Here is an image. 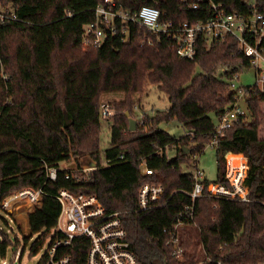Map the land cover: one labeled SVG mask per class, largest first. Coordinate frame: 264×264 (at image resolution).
<instances>
[{"label": "trees", "instance_id": "1", "mask_svg": "<svg viewBox=\"0 0 264 264\" xmlns=\"http://www.w3.org/2000/svg\"><path fill=\"white\" fill-rule=\"evenodd\" d=\"M102 1L0 0V8L17 16L0 22V196L25 187L44 191L40 206L28 215L31 238L42 234L29 257L43 249L52 233L51 245L63 237L56 232L61 212L56 195L65 188L96 194L108 213H119L139 264H178L171 242L173 224L191 205L189 193L195 184L193 173L182 165L196 167V157L216 133L212 114L219 120L238 102V93L230 88L236 65L242 62L247 67L250 60L232 36L212 44L200 40L196 58L181 59L168 38L157 39L132 22L127 41L118 24L117 33L106 30L96 45L85 26L96 20L95 9ZM117 1L132 12L146 4L155 6L163 21L206 17L181 0ZM216 1L228 11L246 9L244 0ZM222 65L234 69L218 76ZM149 86L167 97L170 107L154 116L144 114L131 131L133 95L147 93ZM117 92L125 98L105 118L112 120L110 145L102 160L100 98ZM244 98L251 118L244 116L226 130L215 149L218 181H225L227 154H245L250 201L221 200L216 207L217 199L196 200L194 222L179 229L184 264L264 263V136L260 135L264 88L254 86ZM174 120L185 131L179 138L160 128ZM167 151L173 156L168 157ZM86 154L98 163L89 179L67 178L72 171L60 168L61 163ZM143 159L154 174L142 173ZM47 166L59 169L55 180L47 176ZM77 167L82 168L79 163ZM147 182L164 187L162 206L139 211V191ZM0 234V254L6 257L11 239ZM24 242H29L27 236ZM88 247L87 238H74L60 247L57 258L71 255L70 264H84ZM47 259L45 253L42 262Z\"/></svg>", "mask_w": 264, "mask_h": 264}, {"label": "built area", "instance_id": "2", "mask_svg": "<svg viewBox=\"0 0 264 264\" xmlns=\"http://www.w3.org/2000/svg\"><path fill=\"white\" fill-rule=\"evenodd\" d=\"M188 4L205 18L183 22L163 21L162 12L155 6L143 5L137 11L124 10L117 0H103L95 9L96 20L85 26L87 37L92 42L100 45L105 37L106 30L117 33L118 24H121L122 39H129L130 22L137 23L157 39L168 38L172 42L177 55L181 59L194 60L197 55L198 42L204 40L207 44L222 42L232 36L238 42V48L250 60V65L243 63L236 65L230 88L238 93V102L218 120L215 125L216 133L208 144L214 148L218 145L219 138L225 135L226 130L233 128L242 117L248 115V107H241L240 101L244 99L245 92L254 86L264 88V2L263 0H244L245 10L228 11L221 1L216 0H181ZM13 10L0 8V22L16 20ZM146 40H140L144 43ZM151 44L152 40L147 39ZM253 68L257 76V83L253 86H236L241 71ZM233 66L222 65L218 67L217 75L221 76L232 72ZM247 104V103H246ZM136 108V107H135ZM109 103H101L100 115L107 118L113 114ZM233 156H240L234 160ZM120 158H124L121 155ZM192 172L195 184L189 193L192 203L185 207L176 222L173 224L171 242L173 256L178 264H184V251L179 244V229L191 225L194 221V204L199 198L217 199L216 207L221 200L248 202L247 176L249 165L243 153H229L226 156L225 181H210L205 172L198 166ZM49 179L58 177L57 167H46ZM141 171L145 175L154 174V170L147 166L143 159ZM82 176L66 173V177L82 179L88 176L89 169H82ZM164 187L158 183L147 182L142 185L138 195L139 211L159 208L162 206L161 198ZM44 191L42 188L25 187L1 197V205L9 209L14 203H21L27 199L32 209L40 206ZM56 198L61 204V212L56 227V232L63 234L49 247L48 259L42 264H70L72 256L63 255L57 258L60 247L71 244L74 238L85 237L89 240V247L84 264H139L136 254L131 249L128 233L124 228L119 213H108L96 194L74 192L70 189H61ZM220 264V263H218Z\"/></svg>", "mask_w": 264, "mask_h": 264}, {"label": "rangeland", "instance_id": "3", "mask_svg": "<svg viewBox=\"0 0 264 264\" xmlns=\"http://www.w3.org/2000/svg\"><path fill=\"white\" fill-rule=\"evenodd\" d=\"M256 83L257 76L253 68H248L241 71L239 79L235 81V84L238 87H249L255 85ZM124 98L125 94L121 92L105 93L101 96L100 103H109L113 111H116V103L120 102V100H123ZM133 101L134 103L132 107L134 112L132 113V117L139 122L138 125L140 124L142 118H144V114L154 116L157 111H166L170 107L168 98L161 94L154 86H149L147 93H137L133 95ZM240 105L241 107L246 108L247 104L244 99L240 101ZM261 106L264 111V102L261 103ZM247 116L251 118V112H249V110ZM212 117L215 124H218L219 122L215 115L212 114ZM109 120H112V118L106 120L105 118L101 117L100 157L102 160H104V150L110 145L111 122ZM160 128L168 132L175 138H179L185 133L182 125L176 120L171 121L169 123H162L160 125ZM260 135L264 136V116L261 121ZM167 154L168 157L173 156V153L170 151H167ZM86 156L90 155L86 154L83 156H79L77 160L75 159V157H72L70 160L62 162L60 168L70 169L73 174L79 176H82V169H89L91 173L92 170L96 168L82 167L81 169H79L77 167V164H81ZM233 158L234 160L239 159L235 156H233ZM196 160H199L198 166L205 172V175L208 180L212 182L218 180V161L216 149L214 147L207 145L205 151L200 156H197ZM182 167L184 171L193 172L195 170V167L192 165L190 166L183 164ZM90 173L88 174V176L83 178L89 179ZM32 210L33 209L31 207V204L28 202L27 199H24L21 203L18 204L14 203L9 207V209L2 207L0 201V232H2L3 234H7V236L11 239V245L8 247L6 257H3L0 254V264H39L40 262H42L43 256L45 255V253H47L51 245L53 233L46 238L43 249L37 255L29 257V251L32 244L40 237V235H42L40 233L34 234L31 238L28 215ZM25 236L29 238V242L26 244L27 246L24 245ZM0 240H2L1 234ZM25 246V253L22 257H20V251H22ZM44 261L45 260H43V262Z\"/></svg>", "mask_w": 264, "mask_h": 264}, {"label": "water", "instance_id": "4", "mask_svg": "<svg viewBox=\"0 0 264 264\" xmlns=\"http://www.w3.org/2000/svg\"><path fill=\"white\" fill-rule=\"evenodd\" d=\"M126 115L129 117V112H127ZM70 123L71 122L68 121V124H70ZM137 124H138V121L135 118L130 117V127H129V129L131 131L136 130ZM187 152H188V150H187ZM81 166L83 168H97L98 163L91 156H86L84 158V160L82 161Z\"/></svg>", "mask_w": 264, "mask_h": 264}]
</instances>
